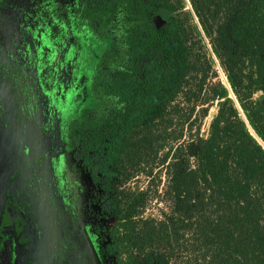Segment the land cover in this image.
Instances as JSON below:
<instances>
[{"label":"trees","instance_id":"trees-1","mask_svg":"<svg viewBox=\"0 0 264 264\" xmlns=\"http://www.w3.org/2000/svg\"><path fill=\"white\" fill-rule=\"evenodd\" d=\"M76 1L110 46L69 132L106 263L264 264V0Z\"/></svg>","mask_w":264,"mask_h":264},{"label":"flooded vegetation","instance_id":"flooded-vegetation-1","mask_svg":"<svg viewBox=\"0 0 264 264\" xmlns=\"http://www.w3.org/2000/svg\"><path fill=\"white\" fill-rule=\"evenodd\" d=\"M53 31L55 38L49 41L60 47L59 66L60 53L67 52L73 41L68 39V24ZM31 36L27 28L20 55L0 46V264H107L93 229L98 213L91 206L96 210L98 206L91 179L93 193L83 228L97 256L68 241L71 235L81 236V230L58 185L69 161L80 165L69 147V132L89 108L83 105L84 84L76 75L63 82L58 75L53 81L43 80L40 59L46 52L32 49ZM94 79L87 86L90 93Z\"/></svg>","mask_w":264,"mask_h":264},{"label":"rangeland","instance_id":"rangeland-1","mask_svg":"<svg viewBox=\"0 0 264 264\" xmlns=\"http://www.w3.org/2000/svg\"><path fill=\"white\" fill-rule=\"evenodd\" d=\"M76 7V0H0V46L6 52L17 50L20 55V49H24L25 45L23 37H27V28H30L32 33V40L29 39L30 46L36 51L46 52V56L40 59V62L42 61L41 75L44 74L46 78L43 80L53 81L58 75L59 81L63 82L68 77L76 75L84 84V107L103 109L109 101L98 94L90 93L87 86L89 80L96 76L99 66L110 51L109 41L105 36L91 33L79 23L75 24ZM46 24H48L47 27ZM56 24L59 26L68 24L70 26L68 39L70 40L71 37L73 41L67 52L60 53L59 66H57L56 55L60 47L51 45L52 42L49 41L55 32L53 27L59 28ZM53 37L55 38V35ZM217 70L219 78L224 81L221 69L217 67ZM214 112L215 105L210 108L209 115L201 126L203 135L206 134L210 115ZM71 164L72 162L69 161L68 168L65 169V167L62 170L58 185L69 212L71 209L72 216L79 221L81 236L71 235L68 241L74 242L75 247L83 245L87 254L93 252L97 256L91 238L83 228L87 218L89 194L93 193L90 177L79 164L74 161ZM137 180V185H146L147 179L142 175ZM160 195V191H156V194L147 202L146 214L158 216L160 210L165 208L166 202ZM91 208L93 213L98 212L96 206L93 205Z\"/></svg>","mask_w":264,"mask_h":264},{"label":"water","instance_id":"water-1","mask_svg":"<svg viewBox=\"0 0 264 264\" xmlns=\"http://www.w3.org/2000/svg\"><path fill=\"white\" fill-rule=\"evenodd\" d=\"M152 21L157 28L162 27L165 23V20L159 14L154 15Z\"/></svg>","mask_w":264,"mask_h":264}]
</instances>
